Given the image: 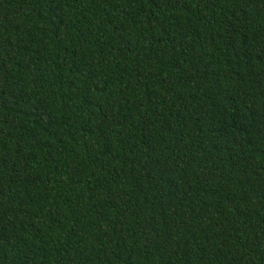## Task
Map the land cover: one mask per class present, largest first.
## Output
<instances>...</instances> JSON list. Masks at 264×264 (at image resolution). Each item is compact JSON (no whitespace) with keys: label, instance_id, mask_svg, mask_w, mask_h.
I'll return each mask as SVG.
<instances>
[{"label":"trees","instance_id":"16d2710c","mask_svg":"<svg viewBox=\"0 0 264 264\" xmlns=\"http://www.w3.org/2000/svg\"><path fill=\"white\" fill-rule=\"evenodd\" d=\"M0 264H264V0H0Z\"/></svg>","mask_w":264,"mask_h":264}]
</instances>
